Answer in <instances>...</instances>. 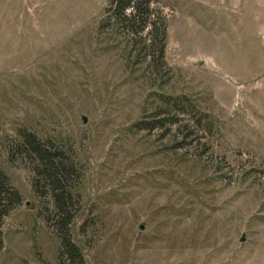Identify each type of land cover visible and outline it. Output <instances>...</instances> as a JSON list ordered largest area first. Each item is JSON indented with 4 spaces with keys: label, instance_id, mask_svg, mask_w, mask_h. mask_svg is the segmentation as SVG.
<instances>
[{
    "label": "rangeland",
    "instance_id": "obj_1",
    "mask_svg": "<svg viewBox=\"0 0 264 264\" xmlns=\"http://www.w3.org/2000/svg\"><path fill=\"white\" fill-rule=\"evenodd\" d=\"M105 4L0 0V167L22 197L0 264L60 259L48 182L14 144L24 128L75 165L84 264H264V0H154L159 69L123 26L98 28Z\"/></svg>",
    "mask_w": 264,
    "mask_h": 264
},
{
    "label": "trees",
    "instance_id": "obj_2",
    "mask_svg": "<svg viewBox=\"0 0 264 264\" xmlns=\"http://www.w3.org/2000/svg\"><path fill=\"white\" fill-rule=\"evenodd\" d=\"M154 0H106L104 12L98 21L99 29H111L115 26H123L125 34L128 36L126 44L138 53L142 47L145 56H148L150 62L156 69L161 59L164 62V52L166 47V21L164 15L154 10L152 2ZM151 25L148 32L151 34L148 41L142 40L141 32ZM172 98V107L170 109L190 107L193 110V103L184 96H175ZM170 103V101H169ZM176 112V111H174ZM198 119H200L198 117ZM162 122L160 119H158ZM178 119L174 117L169 123H174ZM145 122V121H144ZM164 124V123H162ZM153 128L155 123L145 125ZM50 138H41L35 131L20 129L17 137L14 138V144L17 148H22L32 157L33 170L36 174H41V178L47 180L50 194L52 196L54 211L52 213L53 224L58 230L60 240V250L58 252L60 259L58 264H84V259L79 247L74 243L70 235V222L73 218L69 207L72 200L69 189L66 188L67 174L74 170V163L66 161V152L55 145ZM37 181L39 180L38 176ZM22 197L17 188L11 185L8 174L0 167V248L3 246L2 222L7 213L18 203ZM51 220V218H50Z\"/></svg>",
    "mask_w": 264,
    "mask_h": 264
}]
</instances>
